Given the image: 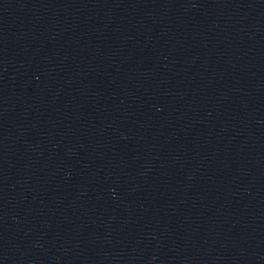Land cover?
<instances>
[{
    "label": "water",
    "instance_id": "95a60500",
    "mask_svg": "<svg viewBox=\"0 0 264 264\" xmlns=\"http://www.w3.org/2000/svg\"><path fill=\"white\" fill-rule=\"evenodd\" d=\"M0 264H264V0H0Z\"/></svg>",
    "mask_w": 264,
    "mask_h": 264
}]
</instances>
